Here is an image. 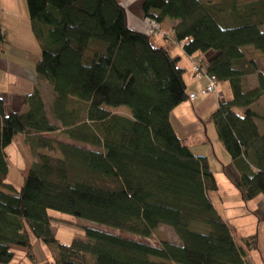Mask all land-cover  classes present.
Listing matches in <instances>:
<instances>
[{
	"label": "trees",
	"instance_id": "trees-1",
	"mask_svg": "<svg viewBox=\"0 0 264 264\" xmlns=\"http://www.w3.org/2000/svg\"><path fill=\"white\" fill-rule=\"evenodd\" d=\"M239 1L143 0L142 30L120 0H26L42 50L37 79L55 98L48 110L35 90L17 112L0 94V264H11L17 248L34 258L37 243L53 259L35 264H252L256 235L238 242L210 199L218 182L209 161L170 119L191 100L173 46L191 58L194 75L197 64L208 82L231 84L233 100L209 122L240 172L241 200L264 196V117L253 109L264 96V66L243 51L264 55V0ZM167 20L174 25L165 45L155 44L148 24L162 29ZM211 52L205 66L201 55ZM252 74L258 86L244 91ZM55 133L70 143L43 136ZM17 135L37 158L20 187L8 180L6 154ZM71 219L148 239L167 226L180 244L153 247L80 227L83 235L66 245L56 227H73Z\"/></svg>",
	"mask_w": 264,
	"mask_h": 264
},
{
	"label": "crops",
	"instance_id": "crops-1",
	"mask_svg": "<svg viewBox=\"0 0 264 264\" xmlns=\"http://www.w3.org/2000/svg\"><path fill=\"white\" fill-rule=\"evenodd\" d=\"M120 1L124 3L131 16L129 23L131 27L144 30L143 0ZM12 22L13 25L10 27L9 25ZM30 24L26 0H0V26L5 31L7 40L5 45H0V94L3 96L8 111L10 109L17 112L25 111L27 107L23 102L35 90L40 93L44 103H46L45 94L40 88L43 82L38 81L35 71L42 50H40V46L34 38ZM173 25V22L167 20L161 27L167 33L171 32ZM19 26L24 31L23 34L26 33L31 39L30 43L34 45V48L30 49L26 45L13 42L12 39L19 36ZM158 44L165 45L162 39H158ZM243 51L249 61L258 60L264 66L263 54L252 47H245ZM170 53L175 59H180L179 64L186 69L185 80L188 94L198 93L207 86L208 83L205 79H201V81L196 79L192 70L191 58L187 57L180 48L172 46ZM249 53L251 59L248 58ZM215 55V52L202 54L203 64L206 66L208 61ZM243 84L244 91L255 89L258 86L257 75L246 76ZM54 98L55 93L52 91V100ZM232 100L231 84L228 81L219 82L217 94L200 96L196 100L191 99L182 103L171 113L170 119L178 137L181 140H188L191 150L197 156H206L209 161L210 170L214 173L218 182L217 191H209L210 199L216 211L220 213L228 225H231L233 231L235 229L238 235L236 239L239 240V243L245 238L257 236L258 249L249 253V260L252 264H264V196L260 195V197L248 203L241 200L240 191L237 190L234 184V181L240 177V172L236 169L228 152L223 148L219 138L217 137L218 140L215 138L216 129L209 122L210 116L218 109L220 103ZM46 106L48 109V103H46ZM253 109L264 117V96L257 101ZM211 125L215 130V132L213 130V134H209ZM258 126L264 134L263 119L258 121ZM43 136L51 139L50 134H43ZM65 142L70 143L68 140ZM6 154L10 161L8 180L20 187L37 158L32 153L31 147L27 144L26 137L23 135H17L14 138L11 146L6 149ZM23 159L26 162L29 161V164L24 165L25 161ZM13 175H17L19 181L14 182L11 180L10 178ZM241 228L242 231L239 232ZM40 246L42 245L40 244Z\"/></svg>",
	"mask_w": 264,
	"mask_h": 264
},
{
	"label": "rangeland",
	"instance_id": "rangeland-1",
	"mask_svg": "<svg viewBox=\"0 0 264 264\" xmlns=\"http://www.w3.org/2000/svg\"><path fill=\"white\" fill-rule=\"evenodd\" d=\"M217 1V0H215ZM221 1V0H220ZM241 1V0H240ZM240 1H239V4H240ZM13 25V22L9 25L10 27ZM159 35L156 37H153V41L155 44L158 43V39H162L164 36H165V33H164V30L161 29L159 26ZM261 29H264V26L263 28L261 27ZM19 36L18 38H14L12 39L13 42L15 43H19L21 45H26L27 48H34V45L31 42V39H29V37L26 35L23 34L24 31L20 28L19 26ZM30 52H34V51H30ZM249 59H251V54L249 53L248 55ZM197 80L198 77L196 78ZM201 79H205L208 83V80L207 78H201ZM201 79L199 81H201ZM41 88V91L44 92L45 94V99H46V103H48V108H50L51 106V102H52V90H51V87L48 86L45 82L42 83V85L40 86ZM215 91H218V88L215 90ZM210 132L209 134H213L215 132L214 128H212V125L210 126ZM214 130V132H213ZM50 138L51 139H56L57 141L59 142H65L67 141V139L63 138L60 136V134H57L55 133L54 135H50ZM215 138H217V134L215 132ZM218 140V138H217ZM44 153H47V151H45ZM58 156L59 154L56 153ZM25 161L24 165H27L29 164L25 159H23ZM17 175H13L12 178H10L11 180H13L14 182H17L19 181V179H17ZM13 183V182H12ZM16 184V183H15ZM255 200V199H254ZM56 214V213H55ZM58 214V213H57ZM56 214V215H57ZM72 222H73V225L75 226H64V225H61L58 227H56V231H57V239H59L60 242H62L63 244H66V245H69V243L72 242V240L74 238H77V237H80L83 235V231L80 229V227H84V228H93V229H96L98 231H104L106 233H109V234H115L119 237H123V238H127L129 240H135V241H138V242H141V243H146V244H149L153 247L155 246H160V242L161 241H168V242H171V243H177V244H180V240H179V237H177V235H175V233L173 232V230L167 226L165 227H160L156 233L154 234V237L153 239H148V238H140V237H137L135 235H130L128 233H124V232H119V231H116V230H113V229H108L106 227H103V226H98L92 222H87L85 220H73L71 219ZM233 226V225H232ZM234 228V226H233ZM242 231V228L239 230V232ZM238 232V231H237ZM234 234L238 237V235L236 234L235 232V229H234ZM257 237V236H256ZM239 241V240H238ZM257 241V240H256ZM263 243H264V240H263ZM38 245H36V247L34 248L32 254H34V258H32L31 256H28L26 254V251L22 250V249H19L17 248L15 250V254H16V258L15 260L11 263V264H35V263H43L45 262L46 260H52L53 259V256H52V253H50L49 249L42 244V246H40V243H37ZM258 249V248H257Z\"/></svg>",
	"mask_w": 264,
	"mask_h": 264
},
{
	"label": "built area",
	"instance_id": "built-area-1",
	"mask_svg": "<svg viewBox=\"0 0 264 264\" xmlns=\"http://www.w3.org/2000/svg\"><path fill=\"white\" fill-rule=\"evenodd\" d=\"M148 30L151 34H157L159 35V28H158V24H155V23H149L148 24ZM194 71H195V74L197 75L198 79H201V78H204L206 77L205 76V72H204V69H200V67H198V65L196 64L195 67H194ZM200 72V73H199ZM217 88V82L215 80V78H212L209 79V83H208V86H206L205 88H203L200 93L198 94H191V98L193 100H196L197 98H199L200 96H206V95H209V94H213V92H215Z\"/></svg>",
	"mask_w": 264,
	"mask_h": 264
},
{
	"label": "bare ground",
	"instance_id": "bare-ground-1",
	"mask_svg": "<svg viewBox=\"0 0 264 264\" xmlns=\"http://www.w3.org/2000/svg\"><path fill=\"white\" fill-rule=\"evenodd\" d=\"M195 72V71H194ZM196 75V74H195ZM204 78H207V77H204ZM200 80V79H199ZM209 83V82H208ZM207 86H208V84H207ZM219 85H218V83H217V87H218ZM206 87V86H205ZM204 87V88H205ZM203 89V88H202ZM217 89V88H216ZM198 93H200V91L198 92ZM198 93H195V94H198ZM213 93H216V91L215 92H213ZM191 94H194V93H191ZM210 95V94H209ZM213 95V94H212ZM191 96V95H190ZM206 96H208V95H206ZM191 98V97H190ZM192 99V98H191Z\"/></svg>",
	"mask_w": 264,
	"mask_h": 264
}]
</instances>
